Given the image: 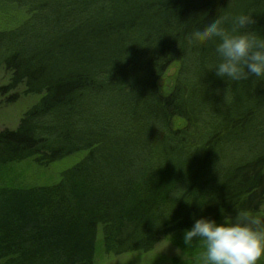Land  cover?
<instances>
[{
	"label": "trees",
	"instance_id": "obj_1",
	"mask_svg": "<svg viewBox=\"0 0 264 264\" xmlns=\"http://www.w3.org/2000/svg\"><path fill=\"white\" fill-rule=\"evenodd\" d=\"M226 5L264 30L262 0H0L19 19L0 27V95H39L0 130V165L79 154L58 180L0 184V264H93L98 235L147 252L193 216L264 208V81L203 74L209 48L184 41Z\"/></svg>",
	"mask_w": 264,
	"mask_h": 264
},
{
	"label": "clouds",
	"instance_id": "obj_2",
	"mask_svg": "<svg viewBox=\"0 0 264 264\" xmlns=\"http://www.w3.org/2000/svg\"><path fill=\"white\" fill-rule=\"evenodd\" d=\"M254 13L230 10L226 5L214 15L197 13L187 19L194 26L184 32L186 46L210 50L212 59L203 64V74L214 71L216 77L232 82L264 81V30L254 27ZM221 213L219 222L193 216L191 227L183 230V242L202 243L203 264H257L264 256V208H240L232 213L221 209Z\"/></svg>",
	"mask_w": 264,
	"mask_h": 264
},
{
	"label": "rangeland",
	"instance_id": "obj_3",
	"mask_svg": "<svg viewBox=\"0 0 264 264\" xmlns=\"http://www.w3.org/2000/svg\"><path fill=\"white\" fill-rule=\"evenodd\" d=\"M7 9H3L0 6L2 12L0 13V27L4 25L7 27L14 26L13 24L19 20L15 15L16 13L12 10L14 8ZM15 17L16 19H14ZM175 71L176 67H171L166 72L165 77L160 80V83L169 86ZM5 78L2 75V82H6ZM17 92L18 97L16 100L10 102L6 100L8 94L0 95V130L15 128L21 115L39 98L38 94L22 95L19 93L20 91ZM78 158L79 154L71 155L47 167H40L30 159L19 163L0 165V184H19L24 186L49 183L58 180L60 172ZM182 234L183 231H179L163 236L147 252L130 251L118 255L105 253L101 243V236L98 235L93 264H203L202 243L193 241L185 244ZM257 264H264V256L258 260Z\"/></svg>",
	"mask_w": 264,
	"mask_h": 264
}]
</instances>
